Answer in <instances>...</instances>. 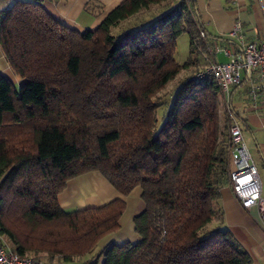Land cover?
I'll list each match as a JSON object with an SVG mask.
<instances>
[{
    "label": "trees",
    "instance_id": "16d2710c",
    "mask_svg": "<svg viewBox=\"0 0 264 264\" xmlns=\"http://www.w3.org/2000/svg\"><path fill=\"white\" fill-rule=\"evenodd\" d=\"M165 3L159 16L114 35ZM182 34L190 54L178 65ZM209 39L194 0H124L84 32L60 24L40 0L0 13L2 54L24 81L16 87L0 75V235L12 251L71 264L118 231L120 199L73 211L58 205L69 180L97 172L121 196L139 188L144 205L133 220L138 240L111 245L102 264H251L218 206L231 168L219 87L194 80L200 69L160 117L155 101Z\"/></svg>",
    "mask_w": 264,
    "mask_h": 264
},
{
    "label": "crops",
    "instance_id": "0c3cea01",
    "mask_svg": "<svg viewBox=\"0 0 264 264\" xmlns=\"http://www.w3.org/2000/svg\"><path fill=\"white\" fill-rule=\"evenodd\" d=\"M17 1L32 0H0V13ZM40 1L42 8L60 24L71 30L84 32L94 30L104 17L124 0ZM194 6L210 38L204 51H199L195 57V68L201 65V62L204 65L211 60L219 63L216 60L217 54L210 55V51L218 48L229 49L235 44V41L228 38V34L236 24L240 25L241 35L245 41H264V0H194ZM146 20L149 21L151 18L148 17ZM0 75L16 87L24 83L8 66L1 48ZM243 77L245 80V75ZM245 85H247L245 96L239 97L234 104L233 95L237 89L233 88L228 103L235 112V120L241 129L250 158L257 169L261 196L264 199V112L251 107L247 98L249 83L246 82ZM116 199L125 203L124 212L119 219L118 231L102 238L94 253L71 264H102L100 255L111 245L135 243L138 238L134 232L133 220L142 213L144 205L139 188L133 189L127 196H121L97 172L86 173L66 183L65 189L58 196V205L64 211L98 208ZM218 206L222 210L225 227L250 257L251 264H264V227L260 222L257 208H242L234 197L229 183L219 190ZM6 243L11 249L10 243L7 241ZM38 262L39 264H64L56 259L51 261L48 258L38 259Z\"/></svg>",
    "mask_w": 264,
    "mask_h": 264
},
{
    "label": "built area",
    "instance_id": "2783aa9c",
    "mask_svg": "<svg viewBox=\"0 0 264 264\" xmlns=\"http://www.w3.org/2000/svg\"><path fill=\"white\" fill-rule=\"evenodd\" d=\"M199 36L201 39L205 38L202 31H199ZM228 38L235 41L231 48L210 51V55L222 52L227 62L217 63L211 60L194 76V80L205 77L213 79L220 89L221 99L228 103L231 90L244 80L242 74L245 77L248 74L249 104L253 109L264 112V41H245L239 24L234 25ZM229 117L231 121L227 133L231 168L228 183L242 208H257L260 222L264 227V199L261 196L257 169L250 158L238 123L232 114ZM0 264H39V262L31 257L18 256L0 235Z\"/></svg>",
    "mask_w": 264,
    "mask_h": 264
},
{
    "label": "rangeland",
    "instance_id": "374dc122",
    "mask_svg": "<svg viewBox=\"0 0 264 264\" xmlns=\"http://www.w3.org/2000/svg\"><path fill=\"white\" fill-rule=\"evenodd\" d=\"M169 6L167 3L162 4L160 6H153L150 10L143 12V14H140L135 20H130L126 22L125 24H122L119 29L115 30L113 33L115 36H118L122 31L127 30L133 26V24L137 23L141 19H148L150 17L151 19L155 16H159L166 8ZM201 39V38H200ZM219 53V52H218ZM216 53L217 58L216 60L219 63H225L227 61V58L222 53ZM190 54V46H189V37L187 34H182L178 37L176 40V46H175V53H174V61L178 65H183L186 63L189 59ZM208 64V63H207ZM206 64V65H207ZM206 65L202 64L198 67H192L189 70L183 71L178 75L172 82H170L162 91H160L157 94V97L155 99L156 103L161 106L159 112V117L163 113V110H165L167 107H169L171 99L175 92L178 90L180 85L188 80L190 77H192L198 70L203 69ZM243 77V74H242ZM247 90V85H243L239 87L236 92L234 93L233 97V103L235 104V101L239 97L245 96V92ZM221 96H218V120L221 126L224 124H227L229 122V103L223 101L220 99ZM9 244V243H8ZM27 257L34 258L38 261V259L47 258L45 254L42 253H35V252H29L27 254Z\"/></svg>",
    "mask_w": 264,
    "mask_h": 264
},
{
    "label": "water",
    "instance_id": "95a60500",
    "mask_svg": "<svg viewBox=\"0 0 264 264\" xmlns=\"http://www.w3.org/2000/svg\"><path fill=\"white\" fill-rule=\"evenodd\" d=\"M247 80H248V74L246 75L245 80L242 82V85L246 84ZM242 85H241V86H242Z\"/></svg>",
    "mask_w": 264,
    "mask_h": 264
}]
</instances>
